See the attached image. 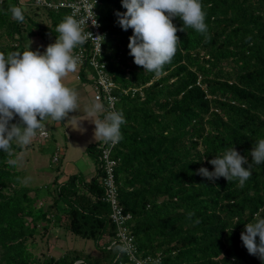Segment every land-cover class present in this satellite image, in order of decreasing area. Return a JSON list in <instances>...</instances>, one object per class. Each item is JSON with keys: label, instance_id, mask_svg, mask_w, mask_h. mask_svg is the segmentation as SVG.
Segmentation results:
<instances>
[{"label": "trees", "instance_id": "16d2710c", "mask_svg": "<svg viewBox=\"0 0 264 264\" xmlns=\"http://www.w3.org/2000/svg\"><path fill=\"white\" fill-rule=\"evenodd\" d=\"M23 1L0 0V52H22L32 39L46 47L69 14ZM95 2L103 59L116 84L115 110H122L126 120L111 159L132 248L120 252L114 246L123 245L110 219L99 158L97 175L88 182L71 174L56 184L50 207L61 211L57 217L50 207L42 211L22 185L16 166L22 147L13 143L10 154L0 151V264H264L240 239L244 223L264 209V163L256 165L249 154L264 137V0H202L207 33L178 30L177 52L159 75L129 55L132 29L122 30L115 15L126 11L120 0ZM13 6L24 10V22L12 18ZM173 23L183 26L178 17ZM93 73L81 67L77 77L92 83ZM98 145L89 151L99 157ZM231 146L252 163V176L243 186L198 174L202 166L211 171L207 161ZM53 225L93 241L97 254L77 249L57 254L51 247L42 252L37 236L49 237Z\"/></svg>", "mask_w": 264, "mask_h": 264}, {"label": "clouds", "instance_id": "9594fccd", "mask_svg": "<svg viewBox=\"0 0 264 264\" xmlns=\"http://www.w3.org/2000/svg\"><path fill=\"white\" fill-rule=\"evenodd\" d=\"M94 3L95 0L93 6ZM120 3L126 11L115 13L117 23L122 30L132 29L127 44L129 55L136 65L157 75L171 63L177 52L178 30L190 27L201 34L208 31L202 0H120ZM92 7L88 18H92V24L96 25ZM11 15L17 22L25 21L24 10L19 6L11 8ZM177 17L183 22L180 29L173 23ZM85 21L77 19L74 14L65 15L56 26L58 35H55V41L43 52L32 50L29 45L22 52H0V151L10 154L13 143L27 146L38 133L46 136L49 134L45 124L47 118L61 122L79 108L78 92L66 83V77L76 71L80 62L74 49L84 45L89 38L103 40L102 36L93 37L82 27ZM115 99L109 97L113 110L106 111L103 118L91 120L103 110L102 104L93 103L88 109L95 125L94 139L99 138L112 146L122 140L121 126L126 123L122 110L114 109ZM17 117L18 122L13 123ZM249 154L251 162L256 165L264 163V137L257 138ZM207 162L213 166L211 171L203 166L197 171L212 182L223 177L227 181L235 179L243 186L252 176V163L234 146ZM194 215V212L188 213L189 217ZM240 239L249 254L264 259V209L256 212L250 222L244 223ZM114 246L120 252L127 250L126 245Z\"/></svg>", "mask_w": 264, "mask_h": 264}, {"label": "rangeland", "instance_id": "374dc122", "mask_svg": "<svg viewBox=\"0 0 264 264\" xmlns=\"http://www.w3.org/2000/svg\"><path fill=\"white\" fill-rule=\"evenodd\" d=\"M22 3L24 5L23 0ZM39 12L44 13L45 11L39 9ZM35 40L32 39L30 42L25 43L26 48L29 45L30 49H39L43 52L45 47L39 44L38 40ZM78 71L79 68L70 74L76 76ZM66 82L68 83V81ZM84 84L87 86L86 94H84L88 98L87 105L80 104L76 112L69 113V116L61 122L54 121L50 117L47 118L45 124L47 125L46 130L49 133V139L42 140L38 136L34 137L29 146H22V150L16 158V166L21 173L22 185L30 190L29 196L36 200V205L41 203L42 207L39 208H43L42 211L49 209L50 205L53 204L56 197V184L61 183L65 177L73 173L78 175V178L81 179L80 182L83 184V182H88L95 177L99 169L98 156L94 151L90 152L89 147L96 146L97 142L103 145L104 141L101 139L98 141L97 139L93 140L95 125L91 120L94 121L100 116L99 114H105L107 110L102 105L103 110L98 111L96 116L91 117L90 120L89 107L93 103H102L94 98L95 89L93 84ZM92 150L94 149L92 148ZM56 153L59 158L58 163L53 161ZM57 166L59 169H57ZM57 176L59 182L54 183ZM50 211L55 212L57 217L61 216V211L55 207H50ZM49 234V237L37 236L42 252H47L51 247L56 253H62V250L77 249L83 250L84 253L92 256L97 254L93 241L76 237L66 232L63 226L60 228L53 225L49 230Z\"/></svg>", "mask_w": 264, "mask_h": 264}, {"label": "built area", "instance_id": "2783aa9c", "mask_svg": "<svg viewBox=\"0 0 264 264\" xmlns=\"http://www.w3.org/2000/svg\"><path fill=\"white\" fill-rule=\"evenodd\" d=\"M37 6H46L48 8L58 10L65 8L69 10V14H74L77 19L86 20L85 24L82 27L89 31L93 37L102 36L104 40V33L101 30L100 23L96 18L95 14V3L93 6V1L91 0H66L63 2L53 3L52 0H32ZM93 6V7H92ZM92 7L91 11L94 13L95 19L97 21L96 25L92 24V18L89 17V9ZM94 19V17H93ZM103 40L102 38H97L95 40L89 38L86 43L82 46H77L74 49L76 55L79 56L80 62L78 63L77 68L81 67H90L94 73L90 76V80L94 85L95 89V100L100 101L106 105L107 110H113V105L109 103V97L114 96V90L116 84L110 77L107 68L106 62L103 59ZM101 43V44H100ZM100 44V48L98 45ZM90 70V69H89ZM115 105L118 102V98L115 97ZM49 134L46 136H41L38 133V138L45 140L48 139ZM98 148L101 150V155L98 157L102 163V168L105 171L106 176L102 178V186L105 189V200L111 206L112 213L110 215L111 221L116 225L118 233L117 237L119 238L122 245L127 246V252H130L132 248L133 236L128 234L126 227L124 226L126 221L129 219L128 215H124L122 209L118 206L116 189L114 186V176L113 168L115 162L111 159V152L114 146L110 143H102ZM58 154L56 153L53 157V161H58ZM132 257V255H131ZM135 261V264H143L140 260ZM126 264V263H120Z\"/></svg>", "mask_w": 264, "mask_h": 264}, {"label": "crops", "instance_id": "0c3cea01", "mask_svg": "<svg viewBox=\"0 0 264 264\" xmlns=\"http://www.w3.org/2000/svg\"><path fill=\"white\" fill-rule=\"evenodd\" d=\"M38 47H39V46H38ZM40 47H41V46H40ZM66 81H68L69 86L74 87L75 90H76L77 92H79V93H78V96H79V104H85V105H87V100H88V98H87V95H86V96L84 95V94H86V88H87V86H85L84 83H82V82L79 81L77 75L74 76V75H71L70 73H69L68 76L66 77ZM66 83H67V82H66ZM93 87H94V86H93ZM94 91H95V90H94ZM99 115H100V114H99ZM98 118H99V117H98ZM96 139H97V141L99 140V138H95V139H93V140H96ZM97 143H99V142H97ZM71 174H73V173H71ZM65 179H66V177H65Z\"/></svg>", "mask_w": 264, "mask_h": 264}]
</instances>
